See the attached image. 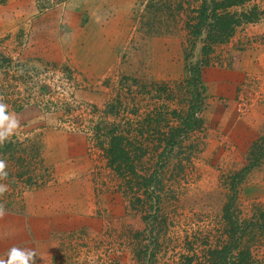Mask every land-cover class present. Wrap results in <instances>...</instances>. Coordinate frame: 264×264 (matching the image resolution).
Wrapping results in <instances>:
<instances>
[{"label":"rangeland","instance_id":"rangeland-1","mask_svg":"<svg viewBox=\"0 0 264 264\" xmlns=\"http://www.w3.org/2000/svg\"><path fill=\"white\" fill-rule=\"evenodd\" d=\"M254 4L264 8V0H248L230 12ZM198 5L199 0H0V103L17 119L28 114L0 143L9 145L0 152L7 173L21 175L0 179L7 186L0 205L17 211L15 199L25 186L42 185L47 174L35 138L40 136L29 129L39 115L55 121L45 129L84 139L97 191L92 230L69 223L73 228L60 231L56 225L52 254L37 263L40 251L30 264H209L212 256L216 264H231L244 249L252 264H264V229L247 231L236 243L238 226L264 212V70L237 83L231 99L205 89L198 127L169 144L190 99L185 68L201 60L202 38L189 51L186 30ZM42 16L43 25L32 26ZM69 24L80 27L82 35L75 52L65 56L58 34L65 43L76 29ZM248 37L238 48L261 53L263 36ZM36 38L54 45L46 51L52 61L40 69L21 59ZM106 41L119 47L116 68L86 79L70 57L87 60ZM228 41L211 45L203 58V86L207 68L224 66L214 49ZM51 85L55 94L48 90ZM82 93L102 95L101 106ZM24 131L27 137L21 136ZM114 141L128 162L110 161ZM242 170L247 172L236 184L232 178ZM231 183L236 186L232 200Z\"/></svg>","mask_w":264,"mask_h":264},{"label":"crops","instance_id":"crops-1","mask_svg":"<svg viewBox=\"0 0 264 264\" xmlns=\"http://www.w3.org/2000/svg\"><path fill=\"white\" fill-rule=\"evenodd\" d=\"M44 17L49 19L48 15H44ZM42 22L43 16L32 21V26L40 27L43 25ZM69 26L71 31L76 28L75 25L69 24ZM80 31V27H77L68 33L65 43H63L62 35L58 34V40L61 42L59 44L62 49L61 55L66 56L67 53L75 52L74 44L82 35ZM258 36H263L264 40V22L242 25L226 44L214 49V53L217 51L215 54L220 59V63L224 61L225 64L220 67L213 66V68H207L204 71L206 75H203V80L205 78L207 83L204 82L206 92L231 99L237 83H242L248 75L258 74V71L264 70V43L260 50L261 53L238 48L241 43H238L239 40ZM36 39L31 46L30 50L32 51L23 54L21 59L25 61L27 67L40 69L44 63L50 62L51 58L46 54V51L54 49V45H51L50 40ZM115 39L117 42L119 41L118 37ZM116 41H110V43L106 41L104 42L106 47L102 45V48L93 49L92 57L87 60L81 61L73 57H70L69 60L84 74L86 79H97L109 69L116 68L119 58V47ZM223 52L225 53L222 54ZM96 95L97 97L82 93L81 98L92 101L99 108L103 98L100 94ZM25 115L28 114H24L23 119H17L19 125L27 121ZM15 117L17 118V116ZM44 117L45 119L39 115V117L33 118L30 124L34 128L30 126L29 129L40 136L35 138L40 142V158H42L41 161L47 174L42 178V185L33 188L25 186L24 189L23 186L20 187L23 190L15 199L19 202L17 211L4 210V214L0 215V259L5 261H7L6 258L11 248L32 251V243H34L33 252L37 254L42 251V255L37 258V263H40L41 258L52 254L51 248L55 249L53 238L56 225L60 231L73 228L69 223L86 228L87 232L93 228L90 227V221L97 191H95L94 177L90 173L91 164L84 154L85 141L79 135L64 134L47 126L45 129L42 126L50 125L53 119L48 118L47 115ZM250 121L253 120L250 119ZM52 123L54 124L55 121L53 120ZM247 123L254 124V122ZM53 124L51 125L53 126ZM39 132L40 134H38ZM21 136L27 137L26 132L24 131ZM8 170V166H6L5 172L7 173Z\"/></svg>","mask_w":264,"mask_h":264},{"label":"trees","instance_id":"trees-1","mask_svg":"<svg viewBox=\"0 0 264 264\" xmlns=\"http://www.w3.org/2000/svg\"><path fill=\"white\" fill-rule=\"evenodd\" d=\"M247 1L248 0H199L198 7L193 11L195 13V16L193 17L194 23L192 25L186 24V30L189 32L187 39L189 51L194 47L195 41H197L200 37L202 38L201 47L199 50L201 60L187 63L185 68L187 73L186 85L190 91V99L188 102L185 119L182 121L181 127L172 129V134H170L171 140L169 141L170 147H172L174 144L173 140L176 135L179 136L186 131H192L198 127L199 119H197V114L202 110L203 95L205 93V88L202 85L200 73L201 68L207 64L203 58L207 56L209 52H211V45L225 43L232 37L236 28L241 25L254 24L264 21V8L260 9L257 4L251 5L246 10H240V12H230V9L232 8L243 7V4H245ZM186 58L187 57H185V59ZM6 147H9V145L0 146V152H3ZM111 148L117 152L116 153L115 151H111L109 149V157L112 163L116 162V160L128 162L127 157H122V154L119 152V150L117 151V142H112ZM111 162L109 163L111 164ZM250 166H252V164H249V167ZM246 172L247 171L242 170L239 175H236V177L234 176L232 178L233 181H236V184L237 182H240ZM15 175L16 176L12 175L11 173H7L5 179L11 180L15 178H21V175ZM141 181L143 182V179H141ZM235 187L236 186L234 183H231L229 188V192H231L229 195L231 200L236 194ZM258 217L260 219H257L256 221H249L247 224L238 226L240 228V233L236 239L237 244L245 232L249 231L251 233L254 228L261 230L264 229V212L260 213ZM211 258L213 259L209 264H216V262H212L214 260V256ZM232 258L235 259L236 262L234 263L232 259L231 264H252L248 249L241 250L240 252L238 251L237 254ZM201 264L208 263L204 262Z\"/></svg>","mask_w":264,"mask_h":264},{"label":"clouds","instance_id":"clouds-1","mask_svg":"<svg viewBox=\"0 0 264 264\" xmlns=\"http://www.w3.org/2000/svg\"><path fill=\"white\" fill-rule=\"evenodd\" d=\"M7 106L0 103V143H3L18 127L19 121L14 114H6ZM6 163L4 160H0V179L5 178L7 173L5 172ZM7 191V186L0 184V195ZM4 214V208L0 205V215ZM35 257V252L25 251L19 248L13 247L8 253L7 261L0 259V264H30Z\"/></svg>","mask_w":264,"mask_h":264},{"label":"built area","instance_id":"built-area-1","mask_svg":"<svg viewBox=\"0 0 264 264\" xmlns=\"http://www.w3.org/2000/svg\"><path fill=\"white\" fill-rule=\"evenodd\" d=\"M48 90L52 93V94H55V91H53L52 89V85L50 86V88H48ZM47 95V94H46Z\"/></svg>","mask_w":264,"mask_h":264}]
</instances>
